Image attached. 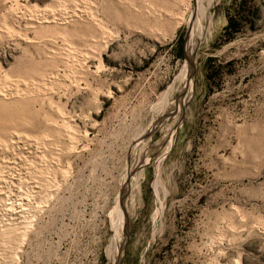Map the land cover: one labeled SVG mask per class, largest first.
Instances as JSON below:
<instances>
[{"label": "rangeland", "instance_id": "1", "mask_svg": "<svg viewBox=\"0 0 264 264\" xmlns=\"http://www.w3.org/2000/svg\"><path fill=\"white\" fill-rule=\"evenodd\" d=\"M194 7L0 0V264H264V0Z\"/></svg>", "mask_w": 264, "mask_h": 264}, {"label": "bare ground", "instance_id": "2", "mask_svg": "<svg viewBox=\"0 0 264 264\" xmlns=\"http://www.w3.org/2000/svg\"><path fill=\"white\" fill-rule=\"evenodd\" d=\"M194 2H195V7H194V11L195 12H197V14H198V17H199V19L201 20L202 18H206V14H207V8H208V6L211 4V0H194ZM203 3H206L207 4V7H204L203 6ZM197 17V18H198ZM197 22H199V21H197ZM190 47V46H189ZM190 54V53H189ZM189 54H188V56H189ZM191 61H192V55L191 56H189V59H188V64H190L191 63ZM187 68H188V65L184 68V70H183V72H182V74H181V77H180V81L182 82H185L186 83V81H187ZM188 82V89H189V87H190V85H191V83H192V81H191V79L189 80V81H187ZM183 84V83H182ZM187 89V90H188ZM185 99V98H184ZM122 206V205H121Z\"/></svg>", "mask_w": 264, "mask_h": 264}, {"label": "trees", "instance_id": "3", "mask_svg": "<svg viewBox=\"0 0 264 264\" xmlns=\"http://www.w3.org/2000/svg\"><path fill=\"white\" fill-rule=\"evenodd\" d=\"M230 23H231V22H229L228 27L230 26Z\"/></svg>", "mask_w": 264, "mask_h": 264}]
</instances>
